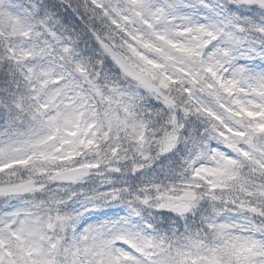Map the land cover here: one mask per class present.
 I'll return each mask as SVG.
<instances>
[{
	"label": "snow or ice",
	"instance_id": "obj_1",
	"mask_svg": "<svg viewBox=\"0 0 264 264\" xmlns=\"http://www.w3.org/2000/svg\"><path fill=\"white\" fill-rule=\"evenodd\" d=\"M261 17L264 0H0V264H264Z\"/></svg>",
	"mask_w": 264,
	"mask_h": 264
},
{
	"label": "clouds",
	"instance_id": "obj_2",
	"mask_svg": "<svg viewBox=\"0 0 264 264\" xmlns=\"http://www.w3.org/2000/svg\"><path fill=\"white\" fill-rule=\"evenodd\" d=\"M259 15V14H258ZM72 18L70 17V20ZM261 20L264 21V17H261ZM72 26L77 29V31H81V39L89 49H92L95 53V56L100 59L105 60L106 68L105 70L110 72L113 79H116L121 87L131 93H135L137 95L145 96L144 103L146 105L155 106L158 102L154 97L148 96L147 93L143 91L140 87H138L137 82L134 79L127 77L120 69L119 65L115 64L112 61L111 57H106L103 48H101L94 38L89 36L88 30L85 28L84 23L80 20H72ZM97 31H102V25L97 21L96 22ZM251 39V37H249ZM83 46V45H82ZM92 54V53H89ZM252 66L258 70H264V59L259 57L254 59V63ZM207 99V97H205ZM159 153V154H157ZM181 155L180 146H177L176 156L167 155L165 153L160 152L158 148H153L150 152H148L144 158V173L147 176H158L161 173H166L169 170L173 169L176 164L177 157ZM131 183V181H130ZM151 211V210H150ZM159 211V210H157ZM164 219L161 221L162 226L164 227H176L181 228L184 223V218H177L174 213H169L167 210L163 211Z\"/></svg>",
	"mask_w": 264,
	"mask_h": 264
}]
</instances>
